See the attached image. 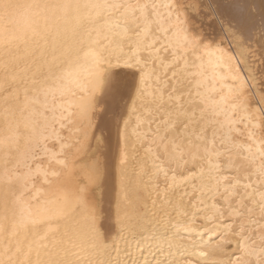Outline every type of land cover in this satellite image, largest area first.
Returning a JSON list of instances; mask_svg holds the SVG:
<instances>
[{
  "label": "bare ground",
  "instance_id": "6f19581e",
  "mask_svg": "<svg viewBox=\"0 0 264 264\" xmlns=\"http://www.w3.org/2000/svg\"><path fill=\"white\" fill-rule=\"evenodd\" d=\"M208 1L244 30L227 60L184 47L174 0H0V264L264 261V0ZM97 62L125 87L92 115Z\"/></svg>",
  "mask_w": 264,
  "mask_h": 264
},
{
  "label": "snow or ice",
  "instance_id": "6c2138e0",
  "mask_svg": "<svg viewBox=\"0 0 264 264\" xmlns=\"http://www.w3.org/2000/svg\"><path fill=\"white\" fill-rule=\"evenodd\" d=\"M201 2V0H174V3L169 4V8L174 12L175 19V28L178 29V37L180 42L184 45L186 49H191L194 52H199L203 57L208 52L218 53L219 56L224 59H229L227 54L222 49V37L223 36L230 37L232 40L240 41L244 37V30L241 27L240 21L235 20V18H229L224 15V13H217L215 9H212L210 6V10L207 13L206 17L201 20L200 24L196 23V20L193 19V14H197L199 9L197 5ZM98 7H106V8H117L118 5H97ZM207 23V28L201 27V25ZM217 28L219 31L217 32ZM216 32V35L213 33ZM261 39L264 40V30L261 32ZM127 67H133V65H127ZM143 73V69H140L138 72H133V82H135L136 77H140L141 79ZM249 79L246 80L240 86L243 88L246 84L248 89H255L256 77L251 73L248 74ZM94 81L92 82V86L90 89V95L88 97L87 104V112L95 115L97 112H106L107 106L101 97L111 96L115 93H118L122 88L125 87L124 84L120 82H115L111 74L107 72L100 71L99 62L96 63V71L94 72ZM134 86V83H133ZM260 93L262 99H264V73L261 74L260 81ZM238 99H242V97H236L231 100V103L235 104ZM203 103V101H201ZM260 111L262 113V117L260 120L261 124V135L264 137V104L261 105ZM97 144L102 143V137H97ZM248 140L252 139V136L249 135L247 137ZM264 151V149H262ZM182 159H186V157H182ZM264 161V157L261 158ZM261 174H264V165L261 167ZM100 176V163L98 160L93 159L91 164L89 165V172L86 178L83 181V186L76 193V198L79 201H82L85 204L89 202V193L92 186L96 183ZM90 215L94 218V213L90 209ZM123 223V221H120ZM185 231H190L189 228H185ZM105 239H110V237H106ZM218 246L212 245L211 249L215 250ZM198 255L204 258L211 257L212 261L215 262L216 257L213 254V251L208 252H199ZM145 264L147 262L145 261ZM229 264H232L229 261ZM235 264H242L240 259L238 258L235 261ZM247 264V262H244ZM261 264H264V261H261Z\"/></svg>",
  "mask_w": 264,
  "mask_h": 264
},
{
  "label": "rangeland",
  "instance_id": "374dc122",
  "mask_svg": "<svg viewBox=\"0 0 264 264\" xmlns=\"http://www.w3.org/2000/svg\"><path fill=\"white\" fill-rule=\"evenodd\" d=\"M204 2V3H203ZM208 2V3H207ZM204 4V6H203V4ZM201 4V10H200V12H199V14H198V18H197V20H198V22H199V24L201 23V20H203L205 17H206V15H207V13H208V10H210V6H211V8L213 9V5L208 1V0H201V3H199L198 5H197V8L198 7H200L199 5ZM206 4V5H205ZM208 4V5H207ZM211 4V5H210ZM208 6H209V8H208ZM204 8V9H203ZM206 8H208V9H206ZM203 9V10H202ZM205 10V11H204ZM202 11H204L205 12V14H204V12L202 13ZM201 13V14H200ZM196 17H197V15H196ZM201 17V18H200ZM202 27H204V28H207V23H205V24H203V25H201ZM219 31V29L217 28V32ZM213 35H216V32H214L213 33ZM223 34H221V36H222ZM224 37V36H223ZM226 37V40L229 42V41H231V39H230V37H227V36H225ZM225 37H224V39H225ZM231 43V42H230Z\"/></svg>",
  "mask_w": 264,
  "mask_h": 264
}]
</instances>
